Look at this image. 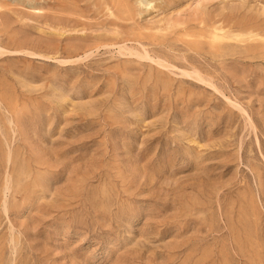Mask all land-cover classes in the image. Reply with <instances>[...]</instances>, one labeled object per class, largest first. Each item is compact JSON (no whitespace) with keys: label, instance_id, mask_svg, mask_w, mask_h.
<instances>
[{"label":"rangeland","instance_id":"obj_1","mask_svg":"<svg viewBox=\"0 0 264 264\" xmlns=\"http://www.w3.org/2000/svg\"><path fill=\"white\" fill-rule=\"evenodd\" d=\"M116 1L0 0V264H264V0Z\"/></svg>","mask_w":264,"mask_h":264},{"label":"bare ground","instance_id":"obj_2","mask_svg":"<svg viewBox=\"0 0 264 264\" xmlns=\"http://www.w3.org/2000/svg\"><path fill=\"white\" fill-rule=\"evenodd\" d=\"M117 1H119V0H117ZM117 1H116V2H117ZM56 2H57L58 4L61 3V2H58V1H56ZM102 2H103V0H102ZM104 3H105V1H104ZM104 5H106V3H105ZM67 7H68V6H67ZM67 7H65L64 5H60L59 8H58V10L60 9V10L63 11V10H65V8H67ZM56 8H57V7H56ZM68 8H69V7H68ZM109 8H110V7H108L107 9H109ZM106 11H107V10H106ZM110 12H111V11H110ZM108 14H109V13H108ZM66 19H67V18H66ZM60 20H61V18L59 19V21H60ZM68 21H70V19H68L67 22H68ZM64 22H66V21L64 20Z\"/></svg>","mask_w":264,"mask_h":264}]
</instances>
